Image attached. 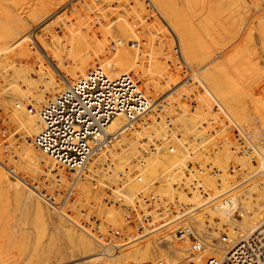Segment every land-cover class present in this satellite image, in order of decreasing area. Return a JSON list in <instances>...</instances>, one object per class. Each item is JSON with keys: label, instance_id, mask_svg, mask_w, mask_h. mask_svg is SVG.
Instances as JSON below:
<instances>
[{"label": "built area", "instance_id": "1", "mask_svg": "<svg viewBox=\"0 0 264 264\" xmlns=\"http://www.w3.org/2000/svg\"><path fill=\"white\" fill-rule=\"evenodd\" d=\"M106 1L74 0L66 8L74 19L78 13L82 20L94 18L93 29L108 19L102 8ZM260 2L264 6V0ZM117 6L114 10L127 16L125 21L133 30L129 45L137 52V60L144 65L151 62L152 56L141 51L147 35L157 50L153 57L155 52L164 55L167 68L175 72L167 91L149 92L141 72L111 77L102 61L77 78L63 76L69 83L39 110L41 128L32 140L59 170L49 168L37 179L20 176L15 167L8 168L9 172L63 217L77 218L73 223L79 229L115 252L171 228L173 241L191 244L192 259L184 264H264V222L252 232L242 230L250 213L249 200L236 194L264 174L259 167L264 159V131L240 124L200 82L197 71L183 57L177 35L151 0H123ZM53 17L50 28L59 38L61 21L59 15ZM165 31L173 40L172 47L163 46ZM105 33L115 54L120 42L108 29ZM27 107L30 113L36 110L32 101ZM190 114L199 116L191 126L185 122ZM118 118L125 124L114 129ZM2 126L0 121V163L4 165L15 151ZM151 126L149 136L140 138ZM130 141L136 144L135 154L129 164L118 168L116 163ZM167 156L177 160L149 178L150 162ZM131 181L140 185L133 193L129 192ZM107 208L119 217L104 219L102 210ZM208 210L216 214L222 210L224 221L211 217ZM200 214L203 225L196 220ZM200 225L205 229H196ZM211 250L222 254L204 259Z\"/></svg>", "mask_w": 264, "mask_h": 264}, {"label": "rangeland", "instance_id": "2", "mask_svg": "<svg viewBox=\"0 0 264 264\" xmlns=\"http://www.w3.org/2000/svg\"><path fill=\"white\" fill-rule=\"evenodd\" d=\"M14 1H17V2H14ZM73 1L74 0H66V1L65 0H19V1L18 0H0V6H1L0 9L1 8L3 9V10L1 9L2 13L0 11V56H1V58H0V121L3 125L2 127L7 130L8 135L10 137V143L14 147V151H15L14 158H9L10 160L8 162H4L5 163L4 165L0 163V169H1V171L3 170V172L7 176V179L10 181L15 182L16 180L17 181L19 180V178L17 176H13L9 172L8 168H10V167H15L17 169V171L19 172L20 176H27L31 179L41 178L49 168H51V169L55 168L53 162L50 161L48 158H46L44 155H42L36 148L35 149L37 150L39 155L42 157L40 159V161H41L40 165H38L37 163H32L27 159H24L25 157H23V155H22L23 150L28 145H33V143H32L33 138H31L32 140L30 139L31 141L30 140L28 141V139L26 140L25 133H23V131H21V128H19L20 125H18L12 119V118H14V111L12 109H14L18 113L19 116L23 117L24 123H26L27 126H31V125L35 124L36 132H37L39 125H38V123H36L34 121V118H33L36 111L30 113L28 110V107H27V105L30 101L34 102V104L36 105L35 108L42 107L46 103L47 100L53 98V96H55L58 92L64 90L65 86L63 84V76H65V75H68L69 77L71 76L70 75V74H72L71 68H76V66H74L73 62L77 63L76 61H78L80 58H81L80 60H82V58L84 59V57H83L85 55V54H83L84 51L86 52L87 57H88V53H89V58H88L89 59L88 60L89 61V67L88 68H90L91 66L100 62V61H96L95 55H97V53H98V55L102 54V56H105L106 58H109V57L113 58L114 54L111 53V49H112V42L110 41L111 38L109 39V37L107 36L108 37V39H107L106 33H105V31L107 29L110 31L111 37L113 39H116V41L120 42V47H123L126 44V41L124 39H122L120 37L114 38L112 31H111L113 26L115 27V24L117 22L123 21V20H125V18L127 19V16L123 12L114 10L115 9L114 7H118L117 6L118 3L121 4L123 0H107L103 4V7H102L103 11H104V16L108 18V19H105V18L102 19V21H104L103 25H105V26H103L102 24L99 25L96 23L95 26L93 25V29L91 28V23L94 22L92 20L94 18H92L90 16L87 21L82 20V17H81L82 15L80 13H78L77 14L78 16H76V19H74L73 12L71 11L69 13V9H67L66 7ZM244 1L245 0H188V2H187L188 10H187L186 4H184V6H183V10L186 11L187 13H184V12H182V13H184L185 20L188 23V24L186 23L187 28L189 30H191V33L195 32L193 37H192L193 33L192 34L189 33V34H191L190 39L192 38L193 41L195 39V42H194L195 44L191 45V46L193 47V46H196L197 43L198 44L200 43L199 45H197L198 48L200 46V49L196 50L197 48L195 47L196 48L195 49L193 47V49L196 50L195 51L196 53L199 51V55H200V53L204 54L208 51L209 54H213L212 57L220 56V58H217V59L221 60L225 57V55H223L225 52L229 53V52H231V50L232 51L236 50L237 49L236 47H238L236 45V43L237 42L241 43L243 40L248 39L250 36L249 33L251 34L249 39H251V41L253 43L250 42V40L248 39V42L245 45L246 47L244 48V52H243L245 57L241 60L242 64H241L240 60L237 61L239 64L235 63L236 66H238V65L241 66V67L238 66L237 68H238L239 72H240V70L243 71V72H241L243 75H237V73H235L236 77L235 76L230 77L232 75V73L234 74L235 70L232 67H230V68L228 67L229 68L228 72L226 74H223L220 78L222 81L221 83H223L221 85H222L224 91L227 93L226 97L227 98L229 97L231 99V97H233V95H236V93H237V96H234L237 98H233V101L235 100L234 102H236L237 106L238 107L240 106L242 108V110H246L244 112L245 113L247 112L246 114L249 116L248 117L249 122H247V124L244 123V125L245 124L251 125V126H254L256 128V130H263L264 131V123L261 122V119L258 116L255 117V115L253 113V111L257 110L258 108L260 109L261 104H259V103L263 102V101L260 102V100H262V98L264 100V46H262V45H264V43L261 41L264 38V34H262V32H260L261 30L259 28H257L254 24H252V21H253L252 19L255 17V14H253V12L249 9V7H250L249 4L246 3V1L245 2ZM18 4L21 5V7L17 6ZM23 7L24 8L27 7V9L29 7L28 11L22 12L24 10ZM39 7L40 8L42 7L43 10L45 8L46 11L39 9ZM27 9H25V10H27ZM65 9H67V11ZM75 10L77 13L78 10L77 9H75ZM19 11H21V12H19ZM33 11H34V13H32ZM250 11L252 14L249 13ZM17 12H19L18 13L19 17L17 16ZM66 12L68 14H66ZM200 13L203 15H201ZM2 14H3V16H2ZM14 14H16L17 17H13ZM6 15H8V16L5 17ZM29 15L31 17H33L32 20H31V17ZM55 15L56 16L59 15V20L61 21V26H59V33H57L59 35V38H57V36L55 34H52L53 29L50 28V25H52L51 19L53 20L54 19L53 16H55ZM36 16H38V17H36ZM41 16H44V17L42 18ZM85 16H87V14ZM252 16H254V17H252ZM8 17H10V18H8ZM38 18H39V20H38ZM60 18H62V19H60ZM164 19H165L166 23L169 22V20H167L166 18H164ZM243 19H245V20H243ZM68 22H70L72 24H69ZM127 22H128V20H127ZM127 22L125 21L124 23H127ZM36 23H37V25H36ZM3 24H4V26H3ZM168 24L171 27V25H170L171 23L169 22ZM239 24H241V25H239ZM128 25H129V28L128 29L126 28V29L129 32H133L132 28L130 27L131 25L130 24H128ZM190 25L193 26V28L191 27L192 29L190 28ZM6 27H8V30H9V27H10V30L12 29L11 33L18 32L19 30H21V33H23L24 29H27V28H29V29L27 32L25 31L24 35L20 34L21 37L19 36L18 38H15L18 40L14 39L11 42L10 41V39H11L10 38V31H7ZM248 27H250V28L253 27V29L250 30V28H249L247 30ZM63 28H66V29L63 30ZM160 28H161V26H160ZM171 29H172V27H171ZM189 30H188V32H190ZM5 31H7V32H5ZM65 31L66 32L69 31V33L67 34ZM144 31L145 30L143 29V33H144ZM74 32H76V34ZM103 33L105 36H103ZM120 33L121 32H119V34ZM77 34H82L81 35L82 37L78 36ZM166 34H167V32L165 31L163 33V36H164L163 46L172 47L173 46V40L171 39V37H169L170 36L169 34H167V35ZM175 34L177 35L176 32H175ZM197 34H199V35H197ZM49 35L52 38V41H50L51 38L49 37ZM86 35H88V36H86ZM246 35L248 38H245ZM33 36H34V38H32ZM38 36H40V37H38ZM68 36H70V37H68ZM83 36H86L85 38L86 39L88 38V39L86 40ZM67 37L68 38L79 37L78 38L79 41L81 40L80 43H83L85 41L83 43L84 48L83 47L80 48V45H77V43L71 44L70 40ZM142 37H143V35H142ZM177 37H178V35H177ZM197 37H198V41L196 39ZM199 37H201V38H199ZM62 39H63V41H62ZM65 39H66V44L64 43ZM104 40L106 42H109L110 45L108 43L105 44L106 42ZM231 40H233V41H231ZM193 41H191V44H193ZM68 42H69V46H67ZM86 43H88V44H86ZM143 43L145 44L143 46L146 48L142 47L141 51L143 53L148 52L149 56L150 57L152 56L150 58L151 61L156 59V58H159L160 61L161 60L165 61L164 55L162 57L163 59L161 57H158V56H160L159 53H155V56L153 57L152 52L155 51L156 47L153 45L154 42H153L151 37L149 38V37H147V35H145L143 38ZM150 43H152V44H150ZM179 43L181 44L180 40H179ZM70 44L74 45V47H70ZM75 44H76V46H75ZM20 46L23 48H20ZM89 46H90V48H89ZM102 46H104V48ZM181 46H182V44H181ZM76 47H77V49H79L81 51H79V50L75 51ZM201 47L203 48V50ZM19 48L22 49V51L24 50L23 52H25V53L28 49V51H27L28 54L26 53V55H25V53H23V56L20 55L21 56V57H19L20 59H17L18 61L17 60L15 61V63L17 62L20 64L19 65L16 63V65H18L17 67H19V68H17V69L11 68L9 63L4 62V60H5V58H7L9 53H10V55L12 52L14 54L15 52L18 51ZM67 48L70 49L71 52H69V50ZM88 48L90 50H88ZM96 48H97V51L95 50ZM232 48L233 49L235 48V49L233 50ZM25 49H26V51H25ZM62 49L63 50L65 49V51H67V53L65 51H63L64 53L62 55V51H61ZM85 49H87V50H85ZM145 49H146V51H145ZM99 50L101 53H99ZM134 50L135 49H133V51ZM77 51H79V53H77ZM133 51H131V52H133ZM90 52L92 53V57H95V58L91 59V56H90L91 53ZM135 52L136 51H134V53H132V58L135 57V60L133 58L132 61L134 60L133 61L134 63L137 62L136 63L137 67H135V68L138 69V66H139L138 63L140 62V64H141V61L140 60H138L139 62L136 61L137 60V58H136L137 52L136 53ZM105 53L107 56L105 55ZM183 53H184V51H183ZM16 54H19V53H16ZM76 54L79 55V57L82 55L83 56L80 58L79 57L77 58ZM133 54H134V56H133ZM27 55H28V57H27ZM59 55H61L62 57H64V56L65 57L62 58L61 56L59 57ZM70 55L72 56L73 60L75 58L76 61L75 60L73 61ZM214 55H216V56H214ZM23 57H25V58H23ZM190 57H191V55L188 57L189 63L192 60V58H190ZM185 58H186V56H185ZM171 59H174V58L172 57ZM60 60H62V62H61L62 64L60 63ZM243 60L244 61L246 60L245 63ZM252 60H253V63L251 62ZM248 61H250V63ZM25 62H26V64H25ZM51 63H54V65H56V67H54V65H52ZM193 63L194 62L192 60V63L190 66L193 67L194 70L196 68H198L199 66H201V65H199L200 62L198 63L199 66H196L197 63L196 64H193ZM192 64H193V66H192ZM245 64H247V65L250 64L251 66H249V65L244 66ZM30 65H32V67L27 68L28 66L30 67ZM141 65L144 68L146 67V66H144V64H141ZM59 66L62 68L63 71L61 70V68ZM70 66H72V67H70ZM141 67H140V69H141ZM150 67H151V64L147 65L146 68L150 69ZM245 67H247V69ZM258 67H259V69H258ZM25 68H27L29 71H32V73L29 72ZM144 68H142V69H144ZM253 68H256V69L253 70ZM67 69L69 70V72ZM251 69L253 71H251ZM36 70H38L37 71L38 74L36 73ZM45 70L47 71V75H46ZM48 70L50 72H48ZM229 70H230V72H229ZM257 70H259V71H257ZM22 71H25V72H22ZM149 71H151V69ZM195 71L198 72V69H196ZM249 71H251L252 73ZM61 72H65V74L62 73V75H61ZM168 72L170 74L169 69L166 72V75H165L166 77H165V76L161 75L160 73H155V70H152L151 72H149L150 74L148 73V75H150V76H148V78L151 77V79H148V80H150V81L154 80L155 81V78H156V81L155 82L152 81L153 82L152 84H153V86L155 85L160 89L162 86L165 87L164 84L166 81H167V85H169V83H172L174 77L176 76L173 74H172L173 76L171 74L169 75ZM43 73H45V76H46V77L44 76L45 78L41 77V75ZM172 73H174V72H172ZM258 73H259V75H258ZM227 75L228 76L230 75V76L226 78ZM252 75H254L255 78ZM47 76H49L48 80H47ZM58 76H59V79H58ZM73 77H75V76L73 75ZM249 77H250V79H249ZM60 78H62V79H60ZM167 78H169V79H167ZM236 79H238L239 81H237ZM42 80L44 83L42 82ZM146 80H147V78H146ZM233 80H235V83L233 82ZM45 81H47V82H45ZM53 81H54V83H52ZM59 81H60V83H59ZM158 81L159 82L162 81L163 83L159 84ZM236 81H237V83H236ZM240 81H243L244 83L246 81V83L243 85V82H240ZM50 82L52 83V85ZM57 82H58V84H57ZM55 83H56V85H55ZM156 83L161 85V87L159 85H157ZM241 83H242V86H244V88H246V87L247 88L245 89V93H244L245 95L240 94V96H239V93H241L242 91L244 92V89H243V87L241 88V90H239V88L235 89L234 84L238 85V86L236 85V87H240ZM245 85H246V87H245ZM250 86H251V88H249ZM49 87H51V89ZM164 87H162L161 89L163 90ZM229 87H230V89L232 88L233 94L230 91ZM158 88H157L158 91H156V95H159L162 93V90L159 91ZM234 89H235V91H234ZM45 90H47V91H45ZM246 90H249L247 92H250L251 90L252 91L248 95V93H246ZM50 91L51 92L53 91V93L56 91L57 92L54 94L53 93L51 94ZM164 91L165 90H163V92ZM157 92H158V94H157ZM254 92L257 94H255ZM16 93L25 94V95H28L31 97H30V99H29V97L28 98L16 97V95H15ZM230 93H231V97H230ZM251 94L252 95L255 94L254 99H252L254 95L251 98V96H250ZM45 96H47V97L49 96L50 98L49 97L47 98ZM39 97L40 98L44 97L43 99H45V100H42L44 104L41 101L40 104L37 106V103L34 100L39 99ZM248 98L250 100L254 101V103L251 104L252 101H249ZM255 98L257 99V101L259 99L260 100L257 102ZM243 99L247 100V102L244 101V103H243ZM240 100H242V101L240 102ZM256 102L258 103L259 107L256 106L257 108L253 109L255 107L253 104H255ZM257 103L255 105H257ZM20 104H21V106H19ZM6 109H7V111H5ZM39 109H41V108H39ZM259 109H258V111H259ZM261 109H262V107H261ZM2 110L4 111L3 113H6V115H7L6 118H5V114L2 113ZM9 110H10V112H9ZM193 115L194 116L196 115L195 116L196 119ZM188 118L190 120H188ZM198 118H199V116L197 114H190V116H188V117L186 116L185 122L191 126L197 122ZM240 124H242V123H240ZM261 127H263V128H261ZM129 143H133V141H130ZM134 147H135V144H134ZM263 150H264V146H263ZM125 153H126V151H125ZM134 154H135V152H134ZM134 154H132V155H134ZM125 155H126V157L123 156L121 166L123 164L127 165L128 162L130 161V160L124 159V158H127V157L129 158L131 154H128V152H127V154H125ZM46 161H47V163H45ZM263 161H262V164L264 165ZM260 164H261V162H259V165ZM260 166H261V168H263L262 165H260ZM156 169H158L159 174L162 173L161 172L162 170H160L159 167H157ZM263 179H264V174L256 177V179L253 181V183L250 184L249 186H247V187L245 186V188L242 187L236 192L237 195H244L248 198L249 201L248 202L246 201L247 208L249 206L253 207V208L252 207L248 208V209L251 208L252 211H251V209L249 210L250 213L247 217H252L255 213H257V211H258V213L261 212L260 208H261V210H262V208H264V180ZM9 183L10 182L6 183V181H4V180H1V182H0V217H2L0 219V259H4L3 257L8 258V257H11L12 255H16L17 256L16 259H18V260H22V259L28 260L29 258H31L33 256V254L34 255L35 254H41L42 252L45 253L46 251H50L51 249L59 250V248H61V247H62L61 249L63 250L64 245L70 246V245L76 244V243L77 244L83 243V244L89 245V248H91L92 244H94L96 242L93 239H91L90 236H88L86 233H84L81 229H79L75 225L76 223L75 224L73 223V221L77 222L76 221L77 218H71V220H69V219L63 217V215L59 213V210H56L55 208H52L51 206H49V204H47L44 200H42L40 197H38L35 193H33L32 191L27 189L24 184H21V189H20L21 194H20V193H16L15 187L13 186V184L12 183L9 184ZM85 189L87 190V188H85ZM85 189H84V191H85ZM130 191H131V193L135 192L132 189ZM30 194H33L32 197L35 200L32 203V205L29 204V202H31V199L29 200V197L31 196ZM84 194H85L86 198L88 197V199H90V197H89L90 194L88 192L85 191ZM37 201H39V203L41 204V206L44 210L42 215L39 214L40 216H38V211L36 210V204L35 203ZM94 201H95V199H94ZM97 203H101V200H99ZM252 212H253V214H252ZM261 213H262V215L264 214L263 212H261ZM102 214H103L104 219H106V220H108V219L116 220L119 217L118 213L116 214L113 209H109V208H107L105 211L102 210ZM73 216H70V217H73ZM38 219H39V221H38ZM202 225H203V223H202ZM196 229L203 230L205 228L201 227V225H200L199 227L197 226ZM163 230H165V229H163ZM161 232L162 231L157 232V233L153 234L152 236L149 235V236H147L148 238L145 237L141 240H138L137 242H135L133 244L140 243L142 240H148L149 238L155 239L157 237V235L160 234ZM214 235H217V234H214ZM164 238L165 237L161 238L160 241L159 240L157 241L162 253L158 252L157 256H150V255L147 256L145 253H143L144 249L141 248L140 251L138 250L139 252L137 251V253H135V255L133 254L134 255L133 257L135 258L136 262H139V264H144V263L158 264L159 260L161 261V259H159V256H158L159 254L160 255L164 254L167 258H172L176 253H178V250H176V248L173 247L174 244L173 243L170 244L171 242H168L169 237H167L168 240H167V238H165V239ZM151 239H149V240H151ZM6 242H7V244H6ZM131 244L132 243L127 244V246H131ZM13 245H14V247H12ZM99 245L100 244H98V243L95 244L96 250L94 252H91L92 254L89 253L86 255H78L79 254L78 252L67 251V252H65L66 255H64L65 257H67L66 260L62 261L61 263L58 261V262H53L51 264H91L94 261V258L97 259V257L99 258V257L106 256V254L104 255V252L101 250V248H104V247H102V246L99 247ZM184 246H185L183 248L184 250L182 249L183 256L185 255L183 257V260H182L183 264L185 262H187L188 257H190V256L187 257V255H190L188 253V249L190 248L189 242H186L184 244ZM11 247H12V250H11ZM126 247L124 246V248H126ZM124 248H121V249H124ZM18 250L20 253L18 252ZM100 250H101V252L98 253ZM4 252H6V253H4ZM107 253H109V255H113V254L115 255L117 252L111 253V252L107 251ZM120 253H121V250H120ZM186 253H188V254H186ZM216 253H218V251H212L211 250L210 252L207 253V255H206V257H204V259L211 257V256H215ZM219 253L222 254L221 251ZM5 255H7V256L9 255V256L6 257ZM19 255H21L22 257ZM117 255H119V254H117ZM18 256L20 259L18 258ZM15 257L12 256V258H15ZM116 258H117V256H116ZM116 258L113 257V259H116ZM104 260H106V259H104Z\"/></svg>", "mask_w": 264, "mask_h": 264}, {"label": "bare ground", "instance_id": "3", "mask_svg": "<svg viewBox=\"0 0 264 264\" xmlns=\"http://www.w3.org/2000/svg\"><path fill=\"white\" fill-rule=\"evenodd\" d=\"M19 1V0H18ZM66 1V0H65ZM246 1V3H248L249 4V9L253 12V14H255V17L254 16H252V17H254L251 21H252V24H254L257 28H259L261 31L260 32H262V34H264V6L263 5H261V3H260V1L259 0H245ZM244 1V2H245ZM14 2H17V1H14ZM151 2L156 6V8H159L158 9V11H159V13L161 14V16H163V18H166L167 20H169V22L171 23L170 25H171V27H172V30L174 31V32H176L177 33V35H178V39L181 41V44H182V46H181V44H180V47H181V50H182V54H183V57H184V59H185V61L188 63V64H190L191 65V63H192V60H193V64H196L197 63V65L196 66H199V65H201V66H199L198 68H196V69H198V72H197V74H198V79L200 80V82L202 83V84H204L207 88H208V90L212 93V95L215 97V98H217L219 101H221V103L227 108V110L232 114V116H234L235 118H236V120L239 122V123H242V124H244V123H246L247 124V122H249L248 121V115L244 112V111H246V110H242V108L239 106H237V104H236V102H234L233 101V98H237V97H234V96H237V93H236V95H233V97H231V93H230V97H231V99L228 97H226L227 96V93L224 91V89H223V87H222V85L221 84H223V83H221L222 81H221V76L223 75V74H226L227 72H228V69L230 68V67H232V68H234V74L232 73V75L230 76V77H233V76H235V73H237V75H243L241 72H243L242 70H240V72L238 71V66H236V64L235 63H238L237 61L238 60H242L244 57H245V55L243 54V52H244V48L246 47L245 45L247 44V42H248V39L250 38V36H251V34L249 33V38L247 37V35H246V37L245 38H248V39H246V40H243L241 43H236V45L238 46V47H236L237 49L236 50H234L233 48V50L234 51H232L231 50V52H225L223 55H225V57L223 58V59H217V58H220V56H217V57H212L213 56V54H209V52L207 51L206 53H204V54H201L200 53V55H199V51L196 53L195 51L196 50H198V49H200V46H199V48L197 47V45H199L198 43L196 44V46H193L196 50H194L193 49V47L191 46V45H194L195 43V39H194V41L192 40V38L190 39V37H191V34L193 33H191V30H189L188 28H187V25H186V20H185V17H184V13H187L186 11H184L183 10V6H184V4H186V7H187V2H188V0H151ZM223 2V1H222ZM191 3V2H190ZM16 4V3H15ZM221 4V3H220ZM226 5V4H225ZM246 5V4H245ZM17 6H20L21 7V5H17ZM1 7V6H0ZM19 7V8H20ZM246 7V6H245ZM2 9V8H1ZM1 9H0V11H1ZM23 11L22 12H27L28 11V9H29V7H28V9H27V7L26 8H24L23 7ZM25 9H27V10H25ZM39 9H41V10H43V8L41 7H39ZM263 9V10H262ZM3 10V9H2ZM34 10V9H33ZM44 10L46 11V9L44 8ZM43 10V11H44ZM187 10H188V7H187ZM48 11V10H47ZM251 11L249 12V13H251ZM5 12V11H4ZM13 12V11H12ZM19 12H21V11H19ZM19 12H17V16L19 17ZM182 12H184V13H182ZM248 12V11H247ZM1 13H2V11H1ZM32 13H34V11L32 12ZM39 13V12H38ZM37 13V14H38ZM201 14V13H200ZM252 14V13H251ZM199 15V14H198ZM201 15H203V14H201ZM200 15V16H201ZM2 16H3V14H2ZM8 15H6L5 17H7ZM16 16V14H14V16L13 17H17ZM30 16V15H29ZM40 16V15H39ZM186 16V15H185ZM221 16V15H220ZM219 16V17H220ZM11 17V16H10ZM10 17H8V18H10ZM31 17V16H30ZM36 17H38V16H36ZM42 18L44 17V16H41ZM212 17V16H211ZM32 18L33 17H31V20H32ZM14 19V18H13ZM38 20H39V18H38ZM201 20V19H200ZM243 20H245V19H243ZM41 21V20H40ZM50 21V20H49ZM124 22H125V20H123ZM123 21H119V22H115L116 24H115V27L113 26V28H112V34H113V36H114V38H116V37H120V38H122V39H124L125 41H126V44L123 46V47H120L118 50H117V52L114 54V56H113V58H106L105 56H102V54H99L98 55V53H97V55H95V57H96V61H102L103 63L105 62L106 64V67L108 68V70H109V75L111 76V77H117V76H119V75H121V74H123V73H126V72H129V71H133V72H141L142 74H143V84H144V86L146 87V89L149 91V92H151L152 94H154V95H156V91H158L157 90V86H153V82L152 81H154V80H152V81H150V80H148V79H151V77H149L148 78V76H150V75H148V73L149 72H151L152 70H155V73H160L161 75H163V76H165L166 75V72L168 71V68H167V65L165 64V61H160V59L159 58H156V59H154V60H152L151 61V67H150V69H151V71H149L150 69H147L146 67H147V64L146 65H144V66H146L145 68L140 64V62L138 61V60H136V61H138L139 63H138V69L137 68H135V67H137V62L136 63H134L133 61L135 60V57H133L134 58V60L132 61V53H134V51H133V48L129 45V41L130 40H132L133 39V35L131 34V33H133V32H129L127 29L129 28V25L127 24V23H124ZM194 21V20H193ZM32 22V21H31ZM34 22V21H33ZM168 22V23H169ZM243 22V21H242ZM248 22V21H247ZM38 23V22H37ZM37 23H36V25H37ZM40 23V22H39ZM191 23V22H190ZM210 23V22H209ZM241 23V22H240ZM5 24V23H4ZM4 24H3V26H4ZM32 24V23H31ZM188 24V23H187ZM194 24V23H193ZM221 24V23H220ZM232 24V23H231ZM128 25V26H127ZM235 25V24H234ZM239 25H241V24H239ZM250 25V24H249ZM31 26V25H30ZM219 26V25H218ZM193 28V26H191L190 25V28ZM27 28V27H26ZM127 28V29H126ZM191 28V29H192ZM220 28V27H219ZM250 27H248L247 28V30L249 29ZM6 29H7V31H10V41L12 42V40H14L15 38H18L19 36L21 37V35L23 34H25V31L27 32L28 31V29L29 28H27V29H24V32L23 33H21V30H19L18 32H13V33H11L12 32V29L10 30V27H9V30H8V27H6ZM66 28H64V30H65ZM68 29V28H67ZM107 29V28H106ZM190 31V32H188V30ZM253 29V27H251L250 28V30H252ZM7 31H5V32H7ZM34 31V30H33ZM109 31V30H108ZM193 31V30H192ZM197 31V30H196ZM213 31V30H212ZM222 31V30H221ZM66 32V31H65ZM110 32V31H109ZM119 32H121L120 34H119ZM198 32V31H197ZM196 32V33H197ZM252 32V31H251ZM50 33V32H49ZM67 34L69 33V31L68 32H66ZM75 34H76V32H74ZM189 33H191V34H189ZM195 33V32H194ZM194 33H193V35H192V37L194 36ZM21 34V35H20ZM53 34V33H52ZM168 34V33H167ZM166 34V35H167ZM189 34V35H188ZM261 34V33H260ZM78 36H81L82 34H77ZM89 35V34H88ZM88 35H86V36H88ZM143 35V34H142ZM197 35H199V34H197ZM196 35V36H197ZM55 36V35H54ZM67 36V35H66ZM72 36V35H71ZM86 36H83L84 38L86 37ZM195 36V37H196ZM228 36V35H227ZM260 36V35H259ZM25 37V36H24ZM38 37H40V36H38ZM68 37H70V36H68ZM67 37V38H68ZM73 37V36H72ZM82 37V36H81ZM107 37V36H106ZM170 37V36H169ZM194 37V38H195ZM79 37H74V38H68L69 40H70V42H71V44H74V43H77V45H80V48L81 47H83L84 48V42L83 43H80V41H79V39H78ZM108 38V37H107ZM199 38H201V37H199ZM52 39V38H51ZM81 39V38H80ZM86 39V38H85ZM88 39V38H87ZM86 39V40H87ZM90 39V38H89ZM167 39V38H166ZM197 39V41H198V37L196 38ZM220 39V38H219ZM234 39V38H233ZM237 39V38H236ZM239 39V38H238ZM15 40H18V39H15ZM84 40V39H83ZM99 40V39H98ZM119 40V39H118ZM240 40V39H239ZM238 40V41H239ZM250 40V42H252L251 41V39H249ZM263 40H264V38H263ZM263 40H261L263 43H264V41ZM62 41H63V39H62ZM68 41V40H67ZM105 41V40H104ZM191 41H193V44H191ZM202 41V40H201ZM231 41H233V40H231ZM237 41V40H236ZM106 42V41H105ZM147 42V41H146ZM203 42V41H202ZM64 43L66 44V39H65V41H64ZM96 43V42H95ZM109 44V42H106L105 44ZM165 43V42H164ZM168 43V42H167ZM253 43V42H252ZM70 44V47H74V45H71ZM86 44H88V43H86ZM90 44V43H89ZM122 44V43H121ZM150 44H152V43H150ZM82 45V46H81ZM101 45V44H100ZM99 45V46H100ZM104 45V44H103ZM110 45V44H109ZM22 46V45H21ZM20 46V48H23V47H21ZM67 46H69V42H68V45ZM66 46V47H67ZM75 46H76V44H75ZM262 46H264V45H262ZM17 47V46H16ZM65 47V48H66ZM69 47V48H70ZM103 48H104V46H102ZM111 47V46H110ZM169 47V46H168ZM18 49V51L17 52H15L14 54H13V52L11 53V55H10V53H9V55L7 56V58H5V60H4V62H7V63H9V65L11 66V68H15V69H17V68H19V67H17L18 65H16V63H15V61L17 60V59H20L19 57H21L20 55H22L23 56V53H25V52H23L22 51V49ZM64 48V47H63ZM82 48V49H83ZM89 48H90V46H89ZM88 48V50H90ZM143 48H146V47H144L143 46ZM148 48V47H147ZM183 48V49H182ZM202 48V47H201ZM255 48V47H254ZM68 49V48H67ZM100 49V48H99ZM109 49V48H108ZM150 49V48H149ZM69 50V52H71L70 51V49H68ZM76 50H79V49H77V47H76V49H75V51ZM85 50H87V49H85ZM93 50V49H92ZM96 51H97V48L95 49ZM103 50V49H102ZM202 50H203V48H202ZM229 50V49H228ZM25 51H26V49H25ZM27 51H28V49H27ZM26 51V53L28 54V52ZM62 51V55H63V51H65V49L63 50H61ZM73 51V50H72ZM79 51H81V50H79ZM79 51H77V53H79ZM83 51V50H82ZM95 51V52H96ZM131 51H133V52H131ZM154 51V50H153ZM156 51V50H155ZM183 51H184V53H183ZM66 53H67V51H65ZM88 52V51H87ZM201 52V51H200ZM205 52V51H204ZM16 53H19V54H16ZM26 53H25V55H26ZM91 53V52H90ZM94 53V52H93ZM99 53H101L100 52V50H99ZM112 53V52H111ZM136 53V52H135ZM156 53V52H155ZM203 53V52H202ZM70 54V53H69ZM74 54V53H73ZM83 54H85L83 57H84V59L82 58V60H80L81 58L80 57H82V56H80L79 57V55H77V58L79 57L80 59L78 60V61H76V59L74 58V60L77 62V63H75V62H73V64H74V66H76V68H71V72H72V74H70L72 77H70V78H75L76 76H80V73H84L85 71H86V69L89 67V53H88V57L86 56L87 54H86V52L84 51V53ZM92 54V53H91ZM90 54V55H91ZM104 54V53H103ZM216 54V53H215ZM65 55V54H64ZM81 55V54H80ZM101 55V56H100ZM105 55H106V53H105ZM157 55V54H156ZM186 56V58H185V56ZM191 55V57L190 58H192V60H191V62L189 63V56ZM218 55V54H217ZM10 56V57H9ZM61 55H59V57H60ZM68 56V55H67ZM71 56V55H70ZM94 56V55H93ZM107 56V55H106ZM110 56V55H109ZM133 56H134V54H133ZM158 56V55H157ZM214 56H216V55H214ZM250 56V55H249ZM252 56V55H251ZM3 57V56H2ZM27 57H28V55H27ZM62 57V56H61ZM65 57V56H64ZM64 57H62V58H64ZM95 57H92L91 56V59L92 58H95ZM158 57H160V56H158ZM0 58H1V56H0ZM4 58V57H3ZM23 58H25V57H23ZM71 58H72V56H71ZM70 58V59H71ZM104 58V59H103ZM137 58V57H136ZM162 58V57H161ZM165 58V57H164ZM22 59V58H21ZM159 59V60H158ZM163 59V58H162ZM250 59V58H249ZM252 59V58H251ZM2 60V59H1ZM72 60H73V58H72ZM73 60V61H74ZM165 60V59H164ZM18 61V60H17ZM71 61V60H70ZM201 63H199V62ZM236 61V62H235ZM244 61V60H243ZM246 61V60H245ZM245 61H244V63H245ZM57 62V61H56ZM55 62V63H56ZM59 62V61H58ZM62 62V60H60V63ZM249 63H250V61H248ZM252 63H253V60L251 61ZM24 63V62H23ZM59 63V64H60ZM198 63H199V65H198ZM251 63V64H252ZM17 64H19V63H17ZM25 64H26V62H25ZM58 64V63H57ZM62 64V63H61ZM149 64V65H150ZM193 64H192V66H193ZM239 64V63H238ZM241 64H242V61H241ZM20 65V64H19ZM24 65V64H23ZM65 65V64H64ZM142 67H141V66ZM247 64H245L244 66H246ZM249 66H251L250 64H248ZM247 65V66H248ZM56 66V65H55ZM94 66V65H93ZM256 66V65H255ZM32 67V65H30V67L28 66L27 68H31ZM35 67V66H34ZM58 67V66H57ZM60 67V66H59ZM70 67H72V66H70ZM140 67H141V69H140ZM229 67V68H228ZM239 67H241V66H239ZM21 68V67H20ZM24 68V67H23ZM27 68H25V69H27ZM61 68V67H60ZM67 68V67H66ZM142 68H144V69H142ZM149 68V67H148ZM193 68V67H192ZM246 69H247V67H245ZM42 69V68H41ZM54 69V68H53ZM57 69V68H56ZM195 69V70H196ZM241 69V68H240ZM254 69H256V68H253V70ZM258 69H259V67H258ZM28 70V69H27ZM33 70V69H32ZM40 70V69H39ZM51 70V69H50ZM61 70H62V68H61ZM65 70V69H64ZM68 70V69H67ZM231 70V69H230ZM230 70H229V72H230ZM252 69H251V71H253ZM29 71V70H28ZM38 70H36V73L38 74V72H37ZM42 71V70H41ZM46 71V70H45ZM63 71V70H62ZM157 71V72H156ZM170 71V70H169ZM247 71V70H246ZM251 71H249V72H251ZM257 71H259V70H257ZM22 72H25V71H22ZM29 72H31L32 73V71H29ZM48 72H50L49 70H48ZM68 72H69V70H68ZM232 72V71H231ZM62 73H64L65 74V72H61V75H62ZM154 73V72H153ZM252 73V72H251ZM263 73V72H262ZM36 74V75H37ZM49 74V73H48ZM150 74V73H149ZM152 74V73H151ZM159 74V75H160ZM168 74H169V72H168ZM170 74L172 75H176L175 74V72L174 73H172V71H170ZM169 74V75H170ZM229 74V73H228ZM46 75H47V71H46ZM57 75V74H56ZM73 75L75 76V77H73ZM168 75V76H169ZM172 75V76H173ZM245 75V74H244ZM258 75H259V73H258ZM45 76V73H43L42 75H41V77L42 78H45L44 77ZM68 76V75H67ZM158 76V75H157ZM228 75L226 76V78L227 77H229ZM252 76H254V75H252ZM263 76V75H262ZM59 77V76H58ZM156 77V76H155ZM154 77V78H155ZM166 77V76H165ZM164 77V78H165ZM236 77V76H235ZM234 77V78H235ZM40 78V77H39ZM77 78V77H76ZM146 78H147V80H146ZM153 78V79H154ZM163 78V77H162ZM161 78V79H162ZM241 78V77H240ZM254 78H255V76H254ZM257 78V77H256ZM49 79V76H47V80ZM60 79H62V78H60ZM167 79H169V78H167ZM249 79H250V77H249ZM39 80V79H38ZM56 80V79H55ZM166 80V79H165ZM237 81H239L238 79H236ZM61 81V80H60ZM60 81H59V83H60ZM155 81H156V78H155ZM154 81V82H155ZM163 81V80H162ZM159 82V84L160 83H163V82ZM237 81H236V83H237ZM247 81V80H246ZM246 81H245V83H246ZM258 81V80H257ZM42 82H43V80H42ZM45 82H47V81H45ZM233 82L235 83V80H233ZM240 82H243V81H240ZM239 82V83H240ZM41 83V82H40ZM44 83V82H43ZM51 83V82H50ZM49 83V84H50ZM52 83H54V81L52 82ZM52 83H51V85H52ZM62 83V82H61ZM68 83H69V80H63V84H64V89L67 87V85H68ZM244 82H243V85L245 84ZM46 84V83H45ZM57 84H58V82H57ZM157 84V83H156ZM159 84H157V85H159ZM177 84V83H176ZM229 84V83H228ZM248 84V83H247ZM54 85V84H53ZM55 85H56V83H55ZM60 85V84H59ZM165 87L164 86H162V87H164L163 88V90H165V91H167V87L170 85V83H169V85H167V81L165 82ZM175 85V84H174ZM230 85V84H229ZM235 85V89L237 88H239V90H241V88L243 87V89H244V92L242 91L241 93H239V96H240V94H244L245 93V89L247 88L246 87V85H245V87L246 88H244V86H242V83L240 84V87H236V85L237 84H234ZM249 85V84H248ZM247 85V86H248ZM62 86V85H61ZM160 87H161V85H159ZM238 86V85H237ZM47 87V86H46ZM57 87V86H56ZM161 87V88H162ZM50 89H51V87H49ZM48 88V89H49ZM159 89V91L160 90H162V89ZM249 88H251V86L249 87ZM248 88V89H249ZM18 89V88H17ZM41 89V88H40ZM46 89V88H45ZM55 89V88H54ZM63 89V88H62ZM229 89H230V87H229ZM228 89V90H229ZM235 89H234V91H235ZM61 90V89H60ZM163 90H162V92H163ZM238 90V91H239ZM38 91V90H37ZM45 91H47V90H45ZM230 91L232 92L233 90H232V88L230 89ZM247 91H249V90H246V93H248V95L250 94V92L252 91H250V92H247ZM258 91V90H257ZM51 92V91H50ZM57 92V91H56ZM56 92H54V93H56ZM240 92V91H239ZM49 93V92H48ZM47 93V94H48ZM53 93V91L51 92V94ZM53 93V94H54ZM255 93V92H254ZM46 94V95H47ZM157 94H158V92H157ZM232 94H233V92H232ZM235 94V93H234ZM255 94H257V93H255ZM255 94H251L250 96H251V98H252V96H253V98L252 99H254V97H255ZM16 95V97H26V98H28L29 97V99H30V97L31 96H28V95H25V94H18V93H16L15 94ZM36 95V94H35ZM34 95V96H35ZM40 95V94H39ZM245 95V94H244ZM243 95V96H244ZM33 96V95H32ZM238 96V97H239ZM247 96V95H246ZM257 96V95H256ZM37 97V96H36ZM45 97H47V96H45ZM49 97V96H48ZM47 97V98H48ZM54 97V96H53ZM262 97V96H261ZM42 98V97H41ZM40 97H39V99H37V100H34V101H36V103H37V106L40 104V102L42 101V100H45V99H41ZM50 98V97H49ZM250 98V97H249ZM248 98V100L249 101H252V100H250ZM258 98V97H257ZM260 98V97H259ZM256 99V98H255ZM261 99V98H260ZM259 99V100H260ZM22 100V99H21ZM238 100V99H237ZM258 100V101H259ZM242 100H240V102H241ZM244 101L245 102H247V100H244L243 99V103H244ZM256 101H257V99H256ZM257 101V102H258ZM261 101H263L262 103H259V104H261V107H262V109H261V107H260V109H259V111H258V109L257 110H255V111H253V113H254V115H255V117L256 116H258L260 119H261V122H263L264 123V100H263V98H262V100H260V102ZM256 102V103H257ZM42 103H43V101H42ZM252 103H254V101H252L251 102V104ZM255 103V104H256ZM18 104V103H17ZM44 104V103H43ZM255 104H253L255 107L253 108V109H256L257 107L256 106H258V103H257V105H255ZM245 105V104H244ZM19 106H21V104L19 105ZM36 106V105H35ZM252 106V105H251ZM259 107V106H258ZM39 108H41V107H37L36 108V113L34 114V116H33V118H34V121L36 122V123H38V129H37V132H36V127H35V124H33V125H31V126H27L26 125V123H24V120H23V117H21V116H19L18 115V113L14 110V109H12L13 111H14V118H12L18 125H20L19 126V128H21V131H23V133H25V138H26V140L28 139V141L31 139V138H33L35 135H37L38 134V132L40 131V128H41V119H40V116H39ZM244 108V107H243ZM8 109V108H7ZM7 109L5 110V111H7ZM11 110V111H12ZM251 110V109H250ZM4 111L2 110V113H3ZM9 112H10V110H9ZM13 113V112H12ZM3 114H5V118H6V113H3ZM198 115V114H197ZM11 116V115H10ZM194 116V115H193ZM196 116V115H195ZM194 116V117H195ZM13 117V116H12ZM192 117V116H191ZM10 118V117H9ZM186 118V117H185ZM11 119V118H10ZM195 119H196V117H195ZM194 119V120H195ZM12 120V121H13ZM187 120V119H186ZM188 120H190L189 118H188ZM13 121V122H14ZM14 122V123H15ZM192 122V121H191ZM195 122V121H194ZM23 124V125H22ZM124 124H125V122L122 120V119H120V118H118V119H116L115 121H114V123H113V128L114 129H117V128H120V127H122V126H124ZM245 124V125H246ZM260 126V125H259ZM261 128H263V127H261ZM153 129V127L151 126L150 127V129L148 130V128L147 129H145V130H143V134H142V136H140V138H143V136L145 137H147V136H149V131H151ZM153 133H155V132H153ZM32 140V139H31ZM30 140V141H31ZM130 145H128V147H129V149L128 150H126V153L125 154H127V152H128V154H131L130 155V157L132 156V153H134L136 150V144L133 142V143H129ZM134 144H135V147H134ZM123 153V154H124ZM263 153V152H262ZM122 155V156H120L119 157V161L116 163V165L118 166V168H121V164H122V160H123V156H125L126 157V155ZM264 154V153H263ZM23 157H25L24 159H27V160H29L30 162H32V163H37L38 165H40V159L42 158L40 155H39V153L37 152V150L35 149V147L33 146V145H28L24 150H23ZM128 156V155H127ZM124 159H129L128 157L127 158H124ZM177 160V158H174V156H167V157H163V158H159V159H155V160H153L152 162H150V164H149V168H148V173H147V175L149 176V178L150 177H154V176H156V175H158L159 173H158V169H156L157 167H159V169L160 170H162L161 172H163V171H165V170H167L170 166H172L174 163H175V161ZM264 160V159H263ZM262 160V161H263ZM125 161V160H124ZM128 161V160H127ZM126 162V161H125ZM124 162V163H125ZM264 162V161H263ZM45 163H47V161L45 162ZM127 163V162H126ZM31 164V163H30ZM129 164V163H128ZM34 165V164H33ZM226 165V164H225ZM260 165H262L263 166V171H264V165L263 164H260ZM42 166V165H41ZM47 166V165H46ZM261 167V166H260ZM7 168V167H6ZM34 169V168H33ZM47 169V168H46ZM56 169H58L57 167H55V169H52V171H56ZM42 170V169H41ZM33 171V170H32ZM37 171V170H36ZM43 171V170H42ZM61 173V175H63L64 173H63V171H61L60 172ZM36 174V173H35ZM58 175H59V172H58ZM261 178V177H260ZM1 180H4V181H6V183L7 182H10V183H12L13 184V186L15 187V191H16V193H20L21 194V184H23L22 182H20V180H16L15 182H13V181H10V180H8L7 179V176H6V174L3 172V170L1 171V169H0V182H1ZM264 180V179H263ZM254 181V180H253ZM253 181H251L250 183H248L247 185H245L246 187L247 186H249L250 184H252L253 183ZM9 183V184H10ZM212 184V183H211ZM245 186H243L244 188H245ZM140 188V185L139 184H137V183H134V182H132L131 181V183H130V185H129V191L132 189L133 191H137L138 189ZM8 189V188H7ZM6 189V190H7ZM3 191V190H2ZM132 191V192H133ZM130 193H131V191H130ZM31 195V196H30ZM29 196V200L31 199V202H29V204H31L32 205V203L35 201L34 199H33V194H30ZM33 199V200H32ZM28 201V200H27ZM36 210L38 211V216H40L39 214H41L42 215V213H43V208H42V206H41V204L39 203V201H37L36 203ZM30 205V206H31ZM247 205V204H246ZM251 205V204H250ZM249 206V205H248ZM249 207H252V206H249ZM248 207V208H249ZM247 208V209H248ZM253 208V207H252ZM251 209V208H250ZM249 209V210H250ZM264 208H262V210H263ZM261 210V208H260V211L261 212H263L264 213V210L262 211ZM251 211H252V209H251ZM208 212L210 213V215H211V217H213V216H218L219 218H221L223 221H224V212L222 211V210H217V214L215 213V212H211L210 210H208ZM261 212H259L258 213V211H257V213H255L252 217H245V219L243 220V224H242V230H244V231H247V232H252V231H254L259 225H261L263 222H264V214L262 215V213ZM15 213V212H14ZM37 214V213H36ZM35 214V215H36ZM252 214H253V212H252ZM28 217V216H27ZM36 217V216H35ZM2 217H0V219H1ZM10 218V217H9ZM42 218V217H41ZM204 217H203V215L202 214H200V215H197L196 216V220L198 221V222H200L201 223V225H202V223H203V219ZM37 221V220H36ZM38 221H39V219H38ZM8 224V223H7ZM17 225V224H16ZM7 226V225H6ZM9 226V225H8ZM35 226V225H34ZM5 227V226H4ZM197 227V226H196ZM199 227V226H198ZM202 227V226H201ZM14 229V228H13ZM170 229L171 228H166L165 230H162V232L160 233V234H158L157 235V237L155 238V239H151V238H149V239H151V240H142L140 243H136V244H133V243H135V242H137V241H135V242H132V244H131V246H125L126 248H124V249H120L121 250V253H120V250L119 251H116L117 253L114 255H109V253H107V251H109V252H111V253H115V251H113V250H111L110 248H101V250L104 252V255L106 254V256H104V257H97V259H95L94 257V261L91 263V264H139V262H136V260H135V258L133 257L134 255H135V253H137V251L139 250H141V248H143L142 250H143V253H145L147 256L148 255H150V256H157V254H158V252H160V253H162L161 252V249H160V247H159V244L157 243V241L159 240H161V238H163V237H165V238H167V237H169V241L168 242H171L170 244H174L173 245V247L174 248H176V250H178V253H176L172 258H167L164 254H159L158 256H159V259H161V261L159 260V263H163V264H183L182 263V260H183V257L185 256H183V253H182V249L185 247L184 246V244L186 243V242H175V241H173L172 239H171V236H170ZM200 229V228H199ZM3 231V230H2ZM43 232V231H42ZM43 234V233H42ZM23 235V234H22ZM153 235V234H152ZM152 235H150V236H152ZM167 236V237H166ZM29 237V236H28ZM148 238V237H147ZM164 238V239H165ZM141 240V239H140ZM167 240H168V238H167ZM23 241V240H22ZM166 241V240H165ZM184 243V244H183ZM6 244H7V242H6ZM5 244V245H6ZM23 244V243H22ZM95 244H97V242H95L94 244H92V246H91V248H89V245H87V244H83V243H80V244H72V245H70V246H66V245H64V249L62 250L61 248H59V250H57V249H51L50 251H44L45 253H41V254H33V256L31 257V258H29L28 260H24V259H22V260H18V259H16L17 258V256L16 255H12V256H16L15 258H12V256L11 257H8L7 255H5L6 257H8V258H5V257H3L4 259H0V264H51V263H53V262H62V261H64V260H66L67 259V257H65L64 255H66L65 254V252H67V251H70V252H78L79 254L78 255H86V254H92L91 252H94L96 249H95ZM190 244V243H189ZM15 245V244H14ZM14 245L12 246V247H14ZM172 246V245H171ZM170 246V247H171ZM12 247H11V250H12ZM99 247H101V245H99ZM103 247V246H102ZM190 248L188 249V253L190 254L191 253V249H192V247H191V244H190V246H189ZM6 248V247H5ZM22 248V247H21ZM27 248V247H26ZM19 249V248H18ZM34 249V248H33ZM17 250V249H16ZM101 250L98 252V253H100L101 252ZM184 250V249H183ZM38 251V250H37ZM138 251V252H139ZM146 251V252H145ZM174 251V250H173ZM180 251V252H179ZM16 252V251H15ZM18 252H19V250H18ZM185 252V251H184ZM220 251H218V253H216L215 254V256H219V255H221V253H219ZM4 253H6V252H4ZM20 253V252H19ZM35 253V252H34ZM40 253V252H39ZM188 253H186V254H188ZM212 253V252H211ZM117 254H119V255H117ZM134 254V255H133ZM139 255V254H138ZM19 256H21V255H19ZM19 256H18V258H19ZM31 256V255H30ZM116 256H117V258H116ZM188 256H190V255H187V257ZM22 257V256H21ZM113 257H115L116 259H113ZM20 259V258H19ZM104 259H106V260H104ZM187 259V258H186ZM192 258H191V256L190 257H188V261L189 260H191ZM144 264H147V263H144Z\"/></svg>", "mask_w": 264, "mask_h": 264}]
</instances>
